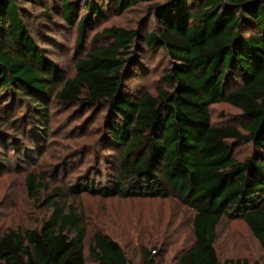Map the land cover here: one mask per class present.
I'll return each mask as SVG.
<instances>
[{
    "label": "trees",
    "instance_id": "16d2710c",
    "mask_svg": "<svg viewBox=\"0 0 264 264\" xmlns=\"http://www.w3.org/2000/svg\"><path fill=\"white\" fill-rule=\"evenodd\" d=\"M21 3L49 12L44 0H0V111L25 105L28 123L39 133L47 132L50 102L102 105L108 112L104 130L118 152V176L97 187L86 180L69 191L172 197L188 207L194 241L174 264H220L214 244L224 218L242 220L264 256V0H62L60 15L75 27L77 49L97 23L137 4L146 13L140 24L155 21L142 34L102 27L66 78L33 39ZM159 52L168 60L163 87L155 94L127 90V79L145 74L143 58ZM216 104L240 111L243 132L212 126L209 108ZM244 144L252 154L236 160L235 147ZM27 185L36 198L34 176ZM84 237L75 209L53 202L39 227L0 235V264H84ZM88 253L97 264H130L103 232L94 234ZM143 264H156L149 252Z\"/></svg>",
    "mask_w": 264,
    "mask_h": 264
},
{
    "label": "rangeland",
    "instance_id": "374dc122",
    "mask_svg": "<svg viewBox=\"0 0 264 264\" xmlns=\"http://www.w3.org/2000/svg\"><path fill=\"white\" fill-rule=\"evenodd\" d=\"M46 15L39 5L21 3L30 34L47 59L57 63L63 76L73 75V65L91 47V38L105 26H119L151 31L155 21L146 17L143 4H137L120 15H109L96 24L84 39V46H75L76 29L61 18L62 0H44ZM84 11H80L82 15ZM144 21V20H143ZM84 47V48H83ZM136 54V53H135ZM145 74L127 79L125 86L134 94H155L168 60L161 52L147 60ZM29 108L18 104L7 114L0 111V235L7 229L39 227L51 213V204L72 207L85 227L84 264H97L88 253L96 232L108 234L122 248L130 264H143L149 252L156 264H174L179 255L194 241V212L172 197L101 198L92 193L75 195L69 188L91 180L95 187L110 183L118 176L117 150L109 144L104 130L108 117L102 105L68 106L50 102L47 132L39 133L28 123ZM214 127H234L243 132L244 118L240 111L226 104L209 108ZM23 120L20 125H8ZM47 135V137H46ZM234 157H250L249 145L235 147ZM34 176L36 192L29 194L27 180ZM214 248L220 264L226 260L263 263V252L240 219H222L216 231Z\"/></svg>",
    "mask_w": 264,
    "mask_h": 264
}]
</instances>
